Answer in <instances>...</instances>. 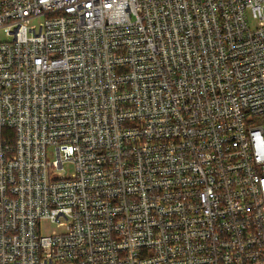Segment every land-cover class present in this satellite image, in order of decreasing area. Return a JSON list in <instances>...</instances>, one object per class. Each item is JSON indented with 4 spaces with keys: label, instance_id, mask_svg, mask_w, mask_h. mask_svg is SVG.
Instances as JSON below:
<instances>
[{
    "label": "built area",
    "instance_id": "obj_1",
    "mask_svg": "<svg viewBox=\"0 0 264 264\" xmlns=\"http://www.w3.org/2000/svg\"><path fill=\"white\" fill-rule=\"evenodd\" d=\"M0 31V264H264V0H0Z\"/></svg>",
    "mask_w": 264,
    "mask_h": 264
},
{
    "label": "rangeland",
    "instance_id": "obj_2",
    "mask_svg": "<svg viewBox=\"0 0 264 264\" xmlns=\"http://www.w3.org/2000/svg\"><path fill=\"white\" fill-rule=\"evenodd\" d=\"M6 39V35L4 31H0V40ZM49 158L52 160L55 158L53 149L51 148L49 150ZM55 225H51V226H44L43 232H50L53 228H55Z\"/></svg>",
    "mask_w": 264,
    "mask_h": 264
}]
</instances>
